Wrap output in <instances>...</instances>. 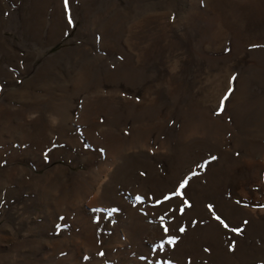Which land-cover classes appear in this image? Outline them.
<instances>
[{
    "label": "rangeland",
    "instance_id": "1",
    "mask_svg": "<svg viewBox=\"0 0 264 264\" xmlns=\"http://www.w3.org/2000/svg\"><path fill=\"white\" fill-rule=\"evenodd\" d=\"M0 264H264V0H0Z\"/></svg>",
    "mask_w": 264,
    "mask_h": 264
},
{
    "label": "snow or ice",
    "instance_id": "2",
    "mask_svg": "<svg viewBox=\"0 0 264 264\" xmlns=\"http://www.w3.org/2000/svg\"><path fill=\"white\" fill-rule=\"evenodd\" d=\"M65 7L67 8V0H65ZM69 23L70 24L72 23L70 16H69ZM213 159H215V157H213ZM201 167H203V165H201ZM193 174H195V173H193ZM187 179L188 178H186L185 181L181 182V184L177 188L176 192L172 193L171 195H182L181 189H183L185 187V185L187 183ZM170 198H171V196H168V195L164 196V200H169ZM137 199L140 200L141 197H137ZM157 203H161V201H157ZM184 203H185V206H188V202L186 200H185ZM209 208H210V210H212V206L211 205H209ZM97 211H99V209H97ZM181 212H183V207L181 208ZM214 216H215V214H214ZM215 219L218 220L224 227H226V228L228 227V225L221 219V217L215 216ZM57 227H59V226H57ZM165 231L167 232L166 228H165ZM181 231H183V229H181ZM234 231L239 232L240 229H234ZM168 242L172 243L173 242V238L170 237ZM100 254L103 255V253H100Z\"/></svg>",
    "mask_w": 264,
    "mask_h": 264
}]
</instances>
